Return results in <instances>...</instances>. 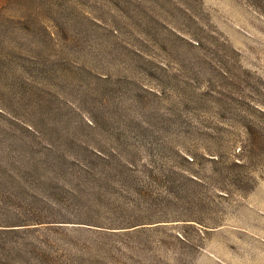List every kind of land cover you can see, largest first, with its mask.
Masks as SVG:
<instances>
[{
	"label": "rangeland",
	"instance_id": "374dc122",
	"mask_svg": "<svg viewBox=\"0 0 264 264\" xmlns=\"http://www.w3.org/2000/svg\"><path fill=\"white\" fill-rule=\"evenodd\" d=\"M0 173V264H264V0H0Z\"/></svg>",
	"mask_w": 264,
	"mask_h": 264
},
{
	"label": "trees",
	"instance_id": "16d2710c",
	"mask_svg": "<svg viewBox=\"0 0 264 264\" xmlns=\"http://www.w3.org/2000/svg\"><path fill=\"white\" fill-rule=\"evenodd\" d=\"M95 156L96 157H101L102 156V153L100 152V151H96L95 153ZM15 174V173H14ZM8 176H10L11 177V183H13V184H9V185H12V186H15V183H18L17 181H16V177H17V174H15V175H8ZM13 177V178H12ZM9 183V182H8ZM5 188L6 187H4V184H3V178H2V173H0V195L2 196L3 194H6V190H5ZM11 191H13L12 189H11ZM8 193V192H7Z\"/></svg>",
	"mask_w": 264,
	"mask_h": 264
}]
</instances>
